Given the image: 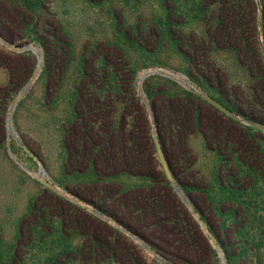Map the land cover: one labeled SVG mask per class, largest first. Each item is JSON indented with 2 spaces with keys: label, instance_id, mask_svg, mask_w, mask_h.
Listing matches in <instances>:
<instances>
[{
  "label": "trees",
  "instance_id": "16d2710c",
  "mask_svg": "<svg viewBox=\"0 0 264 264\" xmlns=\"http://www.w3.org/2000/svg\"><path fill=\"white\" fill-rule=\"evenodd\" d=\"M35 1L0 0V28L11 23L44 50V73L51 75L48 96L57 109L58 101H64L61 146L65 172L75 181L65 184L66 190L128 230L158 231L168 246L190 253L199 222L167 175L158 139L174 181L225 245L222 230H215L203 207L223 218L226 199L217 200L207 185L197 146L213 153L218 189L223 192L252 191L257 177L264 176V152L253 127L219 106L264 126V0H164L154 20L116 29L113 38L87 43L80 58L60 25L41 17L32 24L39 15ZM125 46L150 56L159 66L174 68L169 59H176L179 69H174L187 75L193 86L187 88L163 75L149 76L143 88L150 112ZM31 55L35 67L38 58ZM5 93L0 87V109ZM5 121V115H0V145L7 135ZM228 166L225 180L223 170ZM196 191L205 193L204 203L194 196ZM46 195L45 207H31L22 223L25 247L46 232L40 224L54 228L48 218L58 215L64 233L76 227L82 237L76 253L74 248L67 251L68 259L75 253L74 261L81 257L85 262L134 264L133 248L121 238L124 234L93 231L89 222H100L99 218L74 209L73 203L49 189ZM152 244L166 256V248ZM19 248L17 242L5 244L0 227V264H18Z\"/></svg>",
  "mask_w": 264,
  "mask_h": 264
},
{
  "label": "rangeland",
  "instance_id": "374dc122",
  "mask_svg": "<svg viewBox=\"0 0 264 264\" xmlns=\"http://www.w3.org/2000/svg\"><path fill=\"white\" fill-rule=\"evenodd\" d=\"M163 1L103 0L95 4L86 0H36L35 6L38 7L39 15L33 19L32 24L35 25L38 22L37 18L41 17L44 21L60 25L75 47L76 58H80L87 43H97L101 37L113 38L116 29L125 30L138 22L154 20L161 13ZM0 39L7 41L10 45L7 46L0 41V87L7 92L1 99L3 107L0 109V115H5L6 128L12 105L20 97L25 85L33 80L28 92L20 97L13 114V127L17 138H14L13 134L8 136L7 131L5 141L0 145V227L5 244L19 243L21 252L17 258L18 264H109L108 261L85 262L81 257H77L74 261L72 258L76 256L75 250L82 242L80 231L74 227L69 230L70 235L64 233L63 220L58 215L54 217L49 215L48 218L54 221V228L48 230V227L40 224L46 232L36 235L29 247H25V239L20 236L22 223L31 213V207H38V209L45 207L47 189L69 200L76 206L74 209H84L87 213L99 218L100 222L95 220L89 222V227L93 231L98 228L104 233L117 230L124 234L125 236L122 235L121 238L127 240L133 248L134 264H164L155 258L154 253L162 255L171 263H173L172 259L178 264H264V176L257 177V183L252 191L248 189L245 192L242 189L237 195L223 192L218 189L214 155L211 151L202 148L200 144L197 146V153L201 172L206 178L207 185L212 187L216 199H226L227 204L226 215L223 218L210 208H206L207 205L203 208L207 216L212 218L215 230L217 232L222 230L225 245L218 242L207 223L204 224L199 220L193 205L189 208L199 222V228L194 231L197 239L193 251L187 253L180 246L178 249L168 246L166 238L158 231L151 233L142 229L137 230V234L108 215L98 216L96 211L99 210L94 205L66 190L65 184H75V181L65 172V159L61 146L64 101L63 99L59 100L60 103L58 101L60 107L57 109L56 101L53 102L48 96L51 75L44 73L45 57L36 75L38 63L35 67L32 66L31 55L36 54L32 51H23L20 52L22 56H17L19 52L11 47L25 43L39 44L23 37L20 29L11 23H6L0 28ZM125 48L137 70L140 89V74L150 67L159 65L152 63L150 56L146 57L143 52L129 46ZM166 59L168 60V57ZM169 60L174 68L179 69L176 59ZM55 66L53 65V68ZM159 67L185 75L173 67ZM204 97L214 103L207 94H204ZM223 110L244 125L253 127L264 152V126L259 123L248 124L242 117L229 113L228 109ZM9 147L12 148L16 160L10 156ZM42 167L48 174L47 178L39 174ZM229 169L228 166L223 170L225 180H228ZM194 196L200 203H204V192L196 191ZM122 221L125 224H131L127 219L122 218ZM134 234L145 240L152 252L141 246L132 237ZM151 242L166 248L168 250L165 253L166 256ZM218 246L222 253L218 250ZM71 248H74L75 253L68 259L66 253ZM7 256V254L4 255V260H7ZM113 264L122 263L113 260Z\"/></svg>",
  "mask_w": 264,
  "mask_h": 264
},
{
  "label": "water",
  "instance_id": "95a60500",
  "mask_svg": "<svg viewBox=\"0 0 264 264\" xmlns=\"http://www.w3.org/2000/svg\"><path fill=\"white\" fill-rule=\"evenodd\" d=\"M259 1V0H258ZM0 41L7 45V46H10L9 43L7 41H4L2 39H0ZM13 50L17 51V52H23V51H32L33 53H35L38 57V69H37V72H36V75L39 73L43 63H44V52L42 50V48L34 43H25V44H18V45H15V46H12L11 47ZM151 75H163V76H166V77H169V78H172V79H175L179 82H181L184 86H186L187 88H191L192 87V82L191 80L189 79V77L187 75H181V74H176L175 72L173 71H170V70H167L165 68H161L159 66H153V67H150L148 69H146L145 71H143L141 74H140V77H139V82H140V94L141 96L143 97V99L146 101V103L148 104L149 106V109H150V112L151 111V108H150V103H149V100L147 98V95L145 93V90L143 88V83L144 81ZM33 84V80H31L30 82H28L20 97L23 96L24 94H26L28 92V90L30 89V87L32 86ZM20 97L14 102V104L12 105V108H11V111L8 115V125H7V131H8V136H10L11 134H13L14 138H17V134L14 130V127H13V114H14V111H15V108L17 106V103L20 99ZM214 101V100H213ZM215 104H218L217 102L214 101ZM219 105V104H218ZM222 109H226L225 107L219 105ZM230 113V111H229ZM234 115V114H233ZM236 116V115H235ZM243 121L248 123V124H254L253 122L243 118ZM154 133H155V136L157 138V132H156V129L154 128ZM157 140V146H158V150H159V153L160 155L162 156V160L164 162V166H165V170L167 172V175L168 177L173 181V185H174V188L175 190L180 194L181 198L183 199V201H185V203L188 205V206H191V203L189 201V199L187 198L186 194L184 193L183 189L181 188V186L179 184H177L175 181H174V178L169 170V167L167 165V163L165 162L164 160V157H163V154H162V150H161V147H160V144L158 142V139ZM8 151H9V154L10 156L16 160V157L14 155V152L12 150L11 147L8 148ZM17 163L22 166L24 169L27 170V168L22 164L20 163L19 161H17ZM41 176H43L44 178H47L48 177V174L47 172L43 169V167L40 169V173H39ZM96 214L100 217L104 216L100 211H96ZM199 220L206 224L205 220L201 217V215L197 212L196 213ZM132 237L137 240L141 246H143L145 249L149 250L152 252V250L150 249L148 243L143 240L142 238H140L138 235H132ZM218 250L222 253V250L221 248L218 246ZM154 256L155 258H157L159 261H161L162 263L164 264H173L171 262H169L168 260H166L162 255L160 254H157V253H154ZM224 262H226V260L224 259Z\"/></svg>",
  "mask_w": 264,
  "mask_h": 264
}]
</instances>
